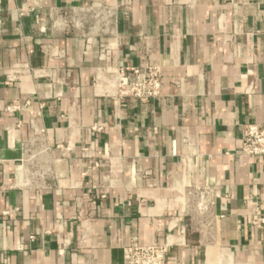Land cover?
<instances>
[{
  "label": "crops",
  "instance_id": "1",
  "mask_svg": "<svg viewBox=\"0 0 264 264\" xmlns=\"http://www.w3.org/2000/svg\"><path fill=\"white\" fill-rule=\"evenodd\" d=\"M143 66L160 98L120 99ZM247 124L264 0H0V264H122L133 238L167 264H264Z\"/></svg>",
  "mask_w": 264,
  "mask_h": 264
},
{
  "label": "built area",
  "instance_id": "2",
  "mask_svg": "<svg viewBox=\"0 0 264 264\" xmlns=\"http://www.w3.org/2000/svg\"><path fill=\"white\" fill-rule=\"evenodd\" d=\"M98 16L96 15L95 18ZM118 97L142 103L156 101L162 92V72L156 66L126 68L118 71ZM9 107L7 111H14ZM241 153L264 157V124H247L241 130ZM264 223V219L261 220ZM168 247L141 245L133 238L122 248V264H167Z\"/></svg>",
  "mask_w": 264,
  "mask_h": 264
}]
</instances>
